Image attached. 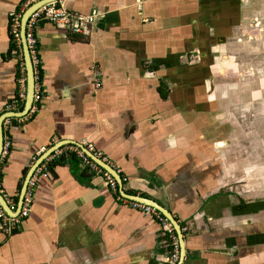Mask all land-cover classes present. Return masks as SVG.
Here are the masks:
<instances>
[{"label": "crops", "instance_id": "0c3cea01", "mask_svg": "<svg viewBox=\"0 0 264 264\" xmlns=\"http://www.w3.org/2000/svg\"><path fill=\"white\" fill-rule=\"evenodd\" d=\"M25 2L0 0V119L18 93L11 26ZM63 4L94 22L80 34L40 23L44 99L5 133L3 198L19 203L29 171L55 145L92 146L127 196L178 221L183 264H264V155H254L253 119L244 121L257 92L248 32L264 26V0ZM75 149L44 162L20 229L7 236L0 226V264H168L161 222L119 185L114 193Z\"/></svg>", "mask_w": 264, "mask_h": 264}, {"label": "built area", "instance_id": "2783aa9c", "mask_svg": "<svg viewBox=\"0 0 264 264\" xmlns=\"http://www.w3.org/2000/svg\"><path fill=\"white\" fill-rule=\"evenodd\" d=\"M43 0H26V2L22 5V12L19 16L15 17L12 21L11 26V37L13 43L19 46L18 50L21 56V65H20V76H19V84H18V93L14 101L8 104L6 108V114L20 113L23 111L26 100H27V70L24 60V52L22 47V38H21V21L23 15L28 11L32 6L38 4ZM49 22L52 23L59 28L73 32L75 34H80L84 31V29L88 28V25L93 24L94 19L91 17H85L78 13L70 12L64 7L63 0L54 1L48 3L38 9L36 12L32 14L29 18L26 25V41L28 45V49L30 51V56L32 59L34 72H35V91H34V102L33 106L28 113V115L34 114L42 104L44 99V91L42 86V73L40 68V56H39V39H38V29L40 23ZM27 115V116H28ZM26 116V117H27ZM12 118H7L3 123L4 130V146L1 161L7 158L9 154V150L12 147V141L10 138L6 137L5 133L10 127ZM89 151L94 153L92 146L86 147ZM77 150L78 156L82 159L86 168L95 175H103L106 179L107 185L114 192H118V184L117 181L106 171H104L100 166H98L95 162H93L82 150ZM57 156L55 158H61L63 153L61 150L57 151ZM95 154V153H94ZM97 157L102 159L107 163V159H103L100 155L95 154ZM53 156V155H52ZM50 158V157H49ZM49 158L47 159L49 161ZM54 157L51 160H53ZM0 161V162H1ZM49 167L47 164L43 163L34 173V176L29 182L27 192L24 196L23 206L21 211L17 216H9L7 212L4 210L0 203V226L2 232L7 236L12 235L15 231H18L22 225V223L30 217L33 212V205L36 196V189L38 184L39 176L48 171ZM6 204L11 208L13 212L17 211L18 203L13 199L4 198ZM131 205L143 213L147 215H152L157 218L164 227V236L167 241V245L172 247L171 251H169V262L168 264H179L180 262V243L179 238L170 224V222L157 210L132 202ZM169 241V242H168ZM170 243V244H169Z\"/></svg>", "mask_w": 264, "mask_h": 264}, {"label": "water", "instance_id": "95a60500", "mask_svg": "<svg viewBox=\"0 0 264 264\" xmlns=\"http://www.w3.org/2000/svg\"><path fill=\"white\" fill-rule=\"evenodd\" d=\"M54 1H59V0H43L39 2L38 4L32 6L26 13L24 14L22 21H21V38H22V44H23V52H24V60H25V65H26V70H27V78H28V84H27V100L24 106V109L20 113H13V114H6L1 117L0 119V161L2 157V152H3V146H4V130H3V123L7 118H23L28 115L30 112L33 102H34V91H35V72H34V67L32 63V59L30 56V51L28 49L27 41H26V25L29 20V18L32 16L34 12H36L38 9L43 7L44 5L54 2ZM73 145L77 147L78 149L82 150L93 162H95L98 166H100L104 171H106L108 174H110L116 181L117 184L121 188L122 195L125 199H128L131 202L139 203L148 207H151L155 210H157L159 213H161L172 225L174 228L178 238H179V243H180V262L179 264H183L186 256V251H185V242H184V234L181 228V225L178 223V221L174 218V216L166 209L158 205L156 202L141 198V197H135V196H127L125 192L123 191V180L122 177L116 172V170L108 165L106 162H104L102 159L97 157L94 153L89 151L85 146L79 144V143H74V142H69V141H64L61 142L54 147H52L48 152H46L44 155L40 157V159L37 161V163L34 165V167L29 171L25 183L23 185V189L20 195L19 203H18V208L16 212H13L11 208L6 204L5 199L3 196L0 194V203L4 210L7 212L9 216H17L19 212L22 209L23 206V200L24 196L27 192L28 185L32 177L34 176V173L36 170L49 158L51 157L54 153L57 151L61 150L62 148L66 146Z\"/></svg>", "mask_w": 264, "mask_h": 264}, {"label": "rangeland", "instance_id": "374dc122", "mask_svg": "<svg viewBox=\"0 0 264 264\" xmlns=\"http://www.w3.org/2000/svg\"><path fill=\"white\" fill-rule=\"evenodd\" d=\"M264 20V19H263ZM254 22V21H253ZM256 22V21H255ZM254 22V23H255ZM253 23V24H254ZM264 26L256 27L254 25V32L248 34L254 35V55L251 54L250 60H254V86L257 92L254 93L253 98L247 101L254 102V110L245 111V122L250 123L247 119H253V124L247 125V128H254V155H258V151L262 150L264 155V93L260 92L258 88L262 85L264 87ZM250 36V35H249ZM262 38V40H259ZM246 65V64H244ZM239 101V99H238ZM260 139V140H259ZM257 146V147H256Z\"/></svg>", "mask_w": 264, "mask_h": 264}, {"label": "trees", "instance_id": "16d2710c", "mask_svg": "<svg viewBox=\"0 0 264 264\" xmlns=\"http://www.w3.org/2000/svg\"><path fill=\"white\" fill-rule=\"evenodd\" d=\"M63 160V159H62ZM58 161H60V160H58ZM117 195H118V193H117ZM169 242V241H168ZM170 244V243H169ZM169 251H171V249H172V247L169 245Z\"/></svg>", "mask_w": 264, "mask_h": 264}]
</instances>
